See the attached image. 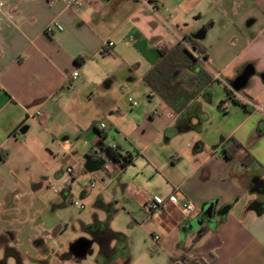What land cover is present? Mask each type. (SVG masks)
<instances>
[{
	"label": "crops",
	"instance_id": "0c3cea01",
	"mask_svg": "<svg viewBox=\"0 0 264 264\" xmlns=\"http://www.w3.org/2000/svg\"><path fill=\"white\" fill-rule=\"evenodd\" d=\"M81 1L76 9L62 0H0V132L7 136L0 141L6 201L0 221L9 224L1 231L7 246L36 256V264L64 255L76 239L66 234L75 225L66 212L77 181L87 176L90 158H106L98 190L78 193L94 204L113 203L116 213L108 222L95 213L77 221L97 250L92 245L83 259L70 255L74 264H182V256L197 264H264V0H149L151 7ZM207 23L202 39L195 38ZM52 24L63 29L46 32ZM194 39L206 59L186 76L201 69L200 84L174 109L144 75L161 50ZM248 64L254 74L233 91L230 83ZM214 121L220 129L213 130ZM98 132L105 144L128 152L132 164L141 162L143 172L129 175L131 164L120 168L104 152L95 155ZM173 140L180 148L161 145ZM14 153L24 155L28 171L42 164L45 172L22 179L14 171L19 166L12 167ZM144 180L164 205L154 213L142 207L151 196L131 184ZM114 182L120 199L107 190ZM47 189L59 192L44 202L39 197ZM188 201L194 211L186 213ZM208 202L210 215L203 210ZM224 204L230 208L220 215ZM119 218L125 227L116 226ZM106 226L122 234L110 242L109 260L95 241Z\"/></svg>",
	"mask_w": 264,
	"mask_h": 264
},
{
	"label": "trees",
	"instance_id": "16d2710c",
	"mask_svg": "<svg viewBox=\"0 0 264 264\" xmlns=\"http://www.w3.org/2000/svg\"><path fill=\"white\" fill-rule=\"evenodd\" d=\"M210 25L207 23L203 30ZM194 42L191 43L192 50L189 46H185L181 43H177L176 46L167 53L163 50L160 51V58L155 66H153L147 74L144 75V81L146 85L156 94H158L162 100L170 107L174 109L181 110L185 103L190 100L200 84V75L203 73L199 69V73H191L186 76L188 70L197 65L198 62H202L206 59L204 54V49L201 46H197ZM199 66V65H198ZM94 127V126H93ZM99 139L97 141L96 147L92 149L95 155L104 152L112 162L116 163L120 168L126 165L132 164V156L128 152H121L119 146L112 147L103 142L104 135L100 132ZM241 146L239 143L234 144V148H239ZM235 150V149H233ZM97 208L103 207L108 211L107 222L111 218L112 211L108 203H103L101 200H97L94 204ZM109 207V208H107ZM113 210V209H112ZM114 212V210H113ZM105 222V224H107ZM206 227H203L197 232L193 239V243H196L201 237L203 232H205ZM122 234L118 232L110 231L109 228L104 229V231L97 236H95V241L98 243V251L102 257L107 260L114 255L115 250L109 248V244L112 240H118ZM10 252L12 250L9 249ZM182 264H197L194 259H186V256L180 257Z\"/></svg>",
	"mask_w": 264,
	"mask_h": 264
},
{
	"label": "rangeland",
	"instance_id": "374dc122",
	"mask_svg": "<svg viewBox=\"0 0 264 264\" xmlns=\"http://www.w3.org/2000/svg\"><path fill=\"white\" fill-rule=\"evenodd\" d=\"M188 46H189V49L192 50L191 44H188ZM220 125H221L220 123H217L216 121H214L212 124V128H214L213 130L218 129L220 127ZM2 137H7V136L6 135L3 136V134L0 132V141L3 139ZM16 138H18L21 141L23 138V135L18 133ZM184 143H186V142H184ZM164 144H167L166 147H177V148H180V145H182V143L178 142L177 140H173L170 144L161 142L162 146ZM23 156L24 155H20V153H14V157L11 161L13 168L15 166H19V168H17V169L14 168V171H16V173L19 177H21L22 179H25V178H30L31 175L37 176L36 174H43L45 172V167L42 164H40L36 169L34 167V170L28 171L26 168H24V164L22 162ZM81 158L86 160L87 157L83 155ZM32 159L35 160L34 158H32ZM105 161L108 162V160L106 158H105ZM140 163L141 162H139V163L134 162L133 164L129 165L127 174L130 175V174H136L137 173L138 175H140V172H143V169L141 168ZM34 173H36V174H34ZM76 173L78 174L77 170H76ZM85 174L87 176H85V177H83L77 181V187L73 191V194L75 195L74 199H76L78 203H82L84 205V208L79 209L76 205H73V204H70L69 206H67L66 214L70 218L75 220V225L72 222H70L66 228V234L70 238H72L73 240L75 238L77 239L78 237L84 236L86 233L85 232L86 228L85 229L80 228V226L77 224L78 220H83L85 217H86V219L87 218L89 219V218H91L92 213L97 214L101 219H103V221H105L106 218L108 217L107 216V213H108L107 210L99 209L94 205L95 200H91L90 198L81 199V197L79 196V193H78V190H80V189H83V190L94 189V191L98 190V184L100 183L99 177L101 174H103V170L100 168L95 170V171L94 170H90V171L87 170ZM91 177H93V179H94V185H92V186L89 183V180H91ZM107 179H109V177ZM146 182L149 183V180H146ZM131 184H133L132 186L134 189L140 188L143 191H145L148 195H150L151 197L156 196V194H154V191H156V190L155 189L151 190L152 185H150V184H152V183L146 184L145 180H144V181H142V183H131ZM143 184H145V186ZM107 190L110 193H113L114 191H116V194L118 195L119 199L122 197V195H121L122 189H121V187L116 185L115 182H114V184H112V186L109 185ZM2 194H3V187L0 185V210L2 209V202H6V201H3V200H5V198L3 197ZM55 195L56 194L52 190L47 189V191L45 193H43L42 195H40L39 198L41 200H44V202H47V201L53 200L55 198ZM9 198L7 200H9ZM107 203H108V206L111 207V209L109 207H107L112 211L111 217L115 216L116 211H115L114 204L109 202V201ZM5 207H3V208H5ZM112 209L114 210V212ZM125 223L126 222L123 218H119V219H117L116 226L125 227L127 224V223L126 224ZM7 225H9V224H6V223H3L0 221V260H4L6 262V264H15L14 259L12 257H10L9 255H6V253H5V248L7 247V244L9 243L8 240L1 237V235H2L1 231ZM112 241L115 242V240H112ZM92 249L96 251L97 250V244H94L92 246ZM86 258H89V257L87 256ZM46 260H48L49 264H55L56 261H58V260L62 264H74V263H76L75 258L70 257L69 254H64V255L58 254L57 258H55V255H54V257H52V256L46 257ZM37 261H38V259L36 258V256H34V258H32L30 260L26 259V257L24 256V259L22 260L23 264H32V263L36 264ZM83 261L84 260H81V262H83Z\"/></svg>",
	"mask_w": 264,
	"mask_h": 264
},
{
	"label": "water",
	"instance_id": "95a60500",
	"mask_svg": "<svg viewBox=\"0 0 264 264\" xmlns=\"http://www.w3.org/2000/svg\"><path fill=\"white\" fill-rule=\"evenodd\" d=\"M205 34L204 30L199 31L194 35L197 39H202L203 35ZM253 66L248 64L246 65L240 73L232 80L230 83V88L233 91H239L244 86L247 85L249 78L254 74ZM261 80L264 81V72L260 73ZM103 164H105V160L103 158L95 159L90 158L87 163L85 164L86 170H97L99 169ZM229 205H223L220 210L219 214L224 215L229 210ZM212 209V203H206L203 207L204 212H206L208 215H210ZM93 245V242L90 238H87L85 236L79 237L75 239L70 245H68V252L74 256L76 259H83L87 254L91 252V246Z\"/></svg>",
	"mask_w": 264,
	"mask_h": 264
},
{
	"label": "built area",
	"instance_id": "2783aa9c",
	"mask_svg": "<svg viewBox=\"0 0 264 264\" xmlns=\"http://www.w3.org/2000/svg\"><path fill=\"white\" fill-rule=\"evenodd\" d=\"M66 6L68 7H72V8H80L82 6V1L81 0H62ZM140 1L141 3L143 4H146L148 5L149 7L150 6V3H149V0H138ZM63 27L62 25L60 24H52V25H47L46 27V32H51L52 30H62ZM112 43L111 42H107L106 45H111ZM78 75V72L77 71H73L72 73V77L75 78L77 77ZM246 104L250 105L253 109H261V106L258 105V104H252L248 101L245 102ZM41 111H37L35 112L32 117H37L39 116L41 113ZM172 159V158H171ZM103 166L105 167L106 166V163L103 164ZM68 171H71L70 169H68ZM90 184H93V182H90ZM54 192H59L58 189H54ZM171 198H174L173 196ZM71 204L73 205H76L79 209H83L84 208V205L81 204V203H78L76 199H71L70 201ZM163 203L159 202V200H156L154 199L153 197H150V198H147L144 203L142 204V207H143V210H145L146 212L148 213H154L155 211L159 210L160 208H162ZM183 211L186 212V213H189V212H193L194 211V205L192 204V202H185L183 204Z\"/></svg>",
	"mask_w": 264,
	"mask_h": 264
},
{
	"label": "flooded vegetation",
	"instance_id": "af4514ba",
	"mask_svg": "<svg viewBox=\"0 0 264 264\" xmlns=\"http://www.w3.org/2000/svg\"><path fill=\"white\" fill-rule=\"evenodd\" d=\"M9 249L12 250V252H10ZM5 253H6V255H9L10 257H12L14 259L15 264H23L22 260L24 259L25 255H23L19 250L15 249V248H10L9 246H7L5 248ZM64 254L71 255L68 252V249ZM25 257L28 260L34 258V257H29V256H25ZM0 264H6V262L4 260H0ZM32 264H34V263H32Z\"/></svg>",
	"mask_w": 264,
	"mask_h": 264
}]
</instances>
